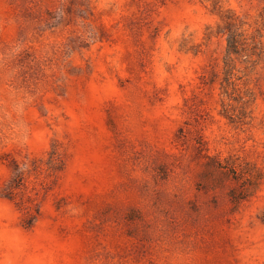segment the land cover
Segmentation results:
<instances>
[{"label": "rangeland", "instance_id": "rangeland-1", "mask_svg": "<svg viewBox=\"0 0 264 264\" xmlns=\"http://www.w3.org/2000/svg\"><path fill=\"white\" fill-rule=\"evenodd\" d=\"M0 264H264V0H0Z\"/></svg>", "mask_w": 264, "mask_h": 264}]
</instances>
